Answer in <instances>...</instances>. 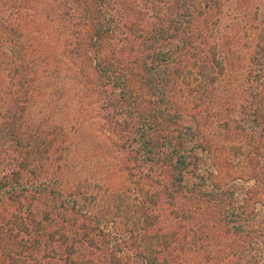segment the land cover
Here are the masks:
<instances>
[{
  "label": "trees",
  "instance_id": "16d2710c",
  "mask_svg": "<svg viewBox=\"0 0 264 264\" xmlns=\"http://www.w3.org/2000/svg\"><path fill=\"white\" fill-rule=\"evenodd\" d=\"M114 2L120 3L53 0L60 5L58 15L71 38L69 60L75 52L76 66L85 59L82 47L90 49L95 80H85L84 89L89 84L88 91L99 99L100 118L136 161L131 165L136 191L153 178V189L140 193L146 199L156 196L155 207L163 206L166 215L149 221L139 241L137 229L118 220L114 211L90 207L77 193L61 189L58 179L46 177L42 157L46 137L27 120L26 109L40 94L35 95L34 80L27 77L33 64L29 59L19 62L18 46L24 49V45L15 36V26L4 19L6 11H0V71L9 72L11 85L6 91L9 99L0 103V264H183L176 249L188 240L180 231L187 233L195 226L201 233L209 225L219 236H234L230 245L236 248L231 252L234 259L245 253L251 256L245 264H264V203H248L252 190L264 187V29L248 59L249 78L238 120L243 138L257 141L262 149L251 160L256 173L220 184L210 165H201L202 159L208 160L204 152L214 154L198 125L169 130L170 125H181L184 117L192 119L204 95L212 97L225 74L226 59L211 34L212 13L219 1L168 0L158 5L162 0H148L150 14L145 25L137 27V35L115 15ZM136 21L134 17L132 22ZM119 32L124 41L133 37L138 42L132 58L125 53L131 41L111 44ZM69 71L59 67L51 76L67 77ZM186 78L191 81L185 82ZM135 81L140 91L131 87ZM187 86L191 91L185 90ZM48 89L43 82L42 93ZM181 93L191 96L189 105L179 102ZM153 192L159 195L152 196ZM195 195L200 202L184 209L181 196ZM146 217L153 218L150 213ZM239 255L230 264H243ZM203 258L208 259L205 263L214 261L209 251Z\"/></svg>",
  "mask_w": 264,
  "mask_h": 264
},
{
  "label": "rangeland",
  "instance_id": "374dc122",
  "mask_svg": "<svg viewBox=\"0 0 264 264\" xmlns=\"http://www.w3.org/2000/svg\"><path fill=\"white\" fill-rule=\"evenodd\" d=\"M115 1L120 2L113 3L115 15L120 18L122 24H126V29L134 30V35H137V27L145 25L147 15L150 14L149 4L146 5L148 0ZM167 1L162 0L163 3L158 5ZM218 1L212 13L211 25L214 33L211 34L226 59L225 74L220 78L215 94L212 97L204 95L197 114H194L192 119L184 117L181 119V125H170L169 130L198 125V132L202 133L200 136L210 140L211 146L208 150L214 154L212 157L204 152L208 160L202 159L201 165H210L213 175L217 174L215 180L225 184L234 177L254 176L256 166L251 160L256 152L262 150L257 141L253 143L243 138L245 133L241 131L238 120L241 99L245 95L244 88L249 78L248 59L257 43L258 34L264 29V0ZM59 9L60 5L53 3V0H0V11L7 13L4 19L15 26V36H20L19 40L24 45V49L18 46L22 51L18 57L19 62L29 59L30 64H33L32 73L26 75L34 80L35 95L40 94L35 96L26 109L29 111L27 120L46 137L43 148L45 152L43 151L42 156L46 160V177L58 179L61 189L77 193L90 207L98 205L105 211L108 210L107 213L114 211V215L119 217L118 220L131 223V227L137 229L136 237L141 241L140 235L149 221H154L161 213V219L166 215L165 210L162 212L163 206L155 207L154 204L158 198L153 195H159V192H153V198L147 199L145 194L140 193L141 189H144V193L153 189V178L151 181L146 179L136 191L134 182L131 181V165L136 161L128 154L126 148H123L124 142L111 136L110 125L100 118L99 99L95 93L88 91L89 84L84 89L85 80L87 83L95 80L90 71L93 67V56L89 55L90 49L87 51V47H82L80 49L83 51L84 61L78 60L74 66L75 52L71 55L72 60H69L73 46L70 44V35L65 33L67 31L64 30L62 19L58 15ZM134 17H137L136 24L132 22ZM70 34L77 38L76 34ZM221 38L222 41L218 42ZM128 41L132 43L131 49L125 53L128 58H132L137 54L135 49L138 46L133 37L124 41L119 32L112 37L111 44L122 45ZM16 53L18 55L17 50ZM23 53H26L24 57ZM28 53L30 57L27 56ZM30 64L25 63L27 71H31ZM59 67H68L70 71L67 77L58 75L56 80L57 75H51ZM10 75L12 76L11 73ZM190 81V78L185 79L187 83ZM43 82L50 87L46 94L42 93ZM10 87L9 72L0 71L2 105L9 99L6 91ZM131 87L140 91L138 81L132 82ZM185 90H188V86ZM181 95L182 100L179 102L189 105L191 96L183 93ZM40 98L52 99V103L51 100ZM204 146L207 147L205 144ZM241 192L242 190L238 191ZM171 193L170 190L166 192L167 195ZM181 199L184 209L200 202L196 195L181 196ZM255 201L264 203V187L258 186L252 190L248 203L254 204ZM147 213L153 218H147ZM120 224L123 225V222ZM181 233L188 240V244L176 249L180 252L183 264H188L189 260H192L191 264H230L238 259L239 254L235 259L232 257L231 252L236 248L230 247L234 239L231 234L219 236L210 225L203 228L201 233L195 226L190 227L187 233L185 230L180 231V235ZM202 236L204 238H201ZM201 241L204 245L202 248ZM205 251L214 256V261L205 263L208 261L203 258ZM239 258L238 262L245 264L251 256L242 253Z\"/></svg>",
  "mask_w": 264,
  "mask_h": 264
}]
</instances>
